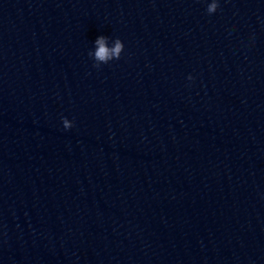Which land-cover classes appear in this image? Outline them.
I'll list each match as a JSON object with an SVG mask.
<instances>
[{
  "label": "water",
  "instance_id": "obj_1",
  "mask_svg": "<svg viewBox=\"0 0 264 264\" xmlns=\"http://www.w3.org/2000/svg\"><path fill=\"white\" fill-rule=\"evenodd\" d=\"M211 2L0 0V264H264V0Z\"/></svg>",
  "mask_w": 264,
  "mask_h": 264
},
{
  "label": "clouds",
  "instance_id": "obj_2",
  "mask_svg": "<svg viewBox=\"0 0 264 264\" xmlns=\"http://www.w3.org/2000/svg\"><path fill=\"white\" fill-rule=\"evenodd\" d=\"M218 7V0H212V2L208 4L206 11L208 14H213L217 11ZM96 44L98 45V49L95 52V59L97 61H102L105 63H107L112 58L119 59L121 56V52L124 49V45L120 39H117L115 41V46L111 49L106 46V38L103 36L99 37L96 40ZM95 66L99 67L98 64H96ZM188 79L191 80L192 77L189 76ZM63 125L65 129L72 127V124H69L66 119L63 120Z\"/></svg>",
  "mask_w": 264,
  "mask_h": 264
}]
</instances>
